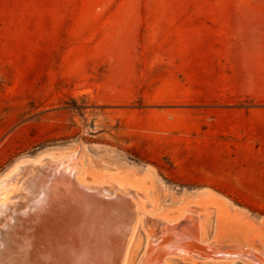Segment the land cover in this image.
Instances as JSON below:
<instances>
[{"label": "rangeland", "instance_id": "374dc122", "mask_svg": "<svg viewBox=\"0 0 264 264\" xmlns=\"http://www.w3.org/2000/svg\"><path fill=\"white\" fill-rule=\"evenodd\" d=\"M247 75L264 81V0H0V178L49 158L131 191L145 229L127 264L155 237L195 260L169 264H264V85Z\"/></svg>", "mask_w": 264, "mask_h": 264}, {"label": "bare ground", "instance_id": "6f19581e", "mask_svg": "<svg viewBox=\"0 0 264 264\" xmlns=\"http://www.w3.org/2000/svg\"><path fill=\"white\" fill-rule=\"evenodd\" d=\"M235 46L236 58L247 60L252 47ZM245 77L246 86L252 89L264 85V81L255 80L251 75ZM36 162L22 160L0 178V264H127L138 229H145L143 211L136 195L120 185L100 186L90 189L94 194L86 205L87 210H81L84 214L76 212L82 207L74 204L70 210L69 201H64V191H68L72 180L61 171H55L56 161L48 158ZM78 182L81 189L88 190L86 183ZM56 198L58 201H54ZM51 199L53 204L56 203L55 209L63 204V212L56 213L48 205ZM73 210L74 215H65ZM188 219L179 224L181 229L189 226L190 217ZM188 232L192 234V231ZM166 239L155 237L150 242L155 246L159 244L162 252L195 261L174 246L175 241L166 242ZM193 239L182 244L195 248ZM156 249L151 246L140 264H169L168 260H164L166 263L161 261L159 255L152 258L151 252Z\"/></svg>", "mask_w": 264, "mask_h": 264}, {"label": "water", "instance_id": "95a60500", "mask_svg": "<svg viewBox=\"0 0 264 264\" xmlns=\"http://www.w3.org/2000/svg\"><path fill=\"white\" fill-rule=\"evenodd\" d=\"M72 182H73V184L72 183H70L69 182V188H68V191H64V195H65V200L64 201H69L68 202V206L70 207V210L71 209H73V205L75 204L76 206H78L79 205V207H82V209H77V211L76 212H81V213H83L81 210H84V209H86L87 210V204L89 203L88 201L90 200V198L91 197H93V194H94V192H91V190L90 189H98V188H93V187H89V186H87V188H88V190H86V191H90L89 193L88 192H86L85 190H83V189H81L80 187H82L80 184H79V182L77 181V180H75V178L74 177H72ZM80 186H78V185ZM63 198V197H62ZM66 198H68V199H66ZM61 199V198H60ZM63 200V199H62ZM54 201H58V199L56 198ZM52 199H51V202H49L48 203V205H50V207H52L53 209H54V211L57 213H59L60 212V210H61V208H62V205L63 204H60V206L59 207H57L56 209H55V204L56 203H54L53 204V202H54ZM67 203V202H66ZM66 203H64V208H65V205H66ZM99 206H100V204H99ZM85 210V211H86ZM62 211V210H61ZM63 212V211H62ZM61 212V213H62ZM69 212V214L68 213H66L65 215H74L75 213H74V210L73 211H68ZM60 213V214H61ZM65 213V212H64ZM84 214V213H83ZM206 247V246H205ZM218 250H220V249H218ZM161 250L160 249H156L154 252H151V253H153V255H152V258H155V257H157L158 255L163 259V257H164V251L162 252H160ZM210 251V249L208 250V251H205L206 253H204L203 254V252L201 253V254H203L205 257H208L209 256V254H208V252ZM163 253V254H162ZM166 254H169V253H166ZM157 255V256H156Z\"/></svg>", "mask_w": 264, "mask_h": 264}]
</instances>
